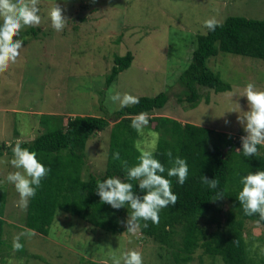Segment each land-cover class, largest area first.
Returning a JSON list of instances; mask_svg holds the SVG:
<instances>
[{
  "label": "rangeland",
  "instance_id": "374dc122",
  "mask_svg": "<svg viewBox=\"0 0 264 264\" xmlns=\"http://www.w3.org/2000/svg\"><path fill=\"white\" fill-rule=\"evenodd\" d=\"M54 2L40 0L42 23L37 26L42 30L38 39L31 40L28 47L26 43L16 63L0 72V141L34 138L45 130L39 122L42 114L68 118L105 115L104 110L111 116L121 108L110 99L115 92L140 98L168 91L166 106L149 117L166 115L245 135L237 117L244 115L248 104L246 97L239 96L249 81L264 89L263 59L228 52L210 57L209 67L231 83L232 89L217 93L200 87L202 98L196 107L178 99L182 91L178 80L192 59L197 36L207 31L206 19L223 22L231 14L264 18V0H57L69 19L62 32H55L47 19ZM128 51L134 55L131 66L106 87L115 55ZM233 109L238 112H226ZM112 125L88 141V171L92 173L100 174L106 167ZM148 125L150 129L145 126L140 131L141 151L155 149L159 138L153 132L154 123L149 120ZM11 157V153L0 156V192H5L7 199L6 244L1 248L4 261L0 264H112L113 254L129 248L143 253L144 264H177L168 251L139 229L134 235L126 232V223L123 234H112L62 211H58L48 234L35 231V235L21 236L23 249L13 251V237L29 228L24 224L27 211L17 206L19 194L4 181L7 173L15 170L7 163ZM209 227L215 228V223ZM247 227L250 238H259L254 243L264 245V227L253 222ZM252 257V264H264V255L253 247ZM179 264L225 263L220 256L211 257L199 249L192 261Z\"/></svg>",
  "mask_w": 264,
  "mask_h": 264
},
{
  "label": "trees",
  "instance_id": "16d2710c",
  "mask_svg": "<svg viewBox=\"0 0 264 264\" xmlns=\"http://www.w3.org/2000/svg\"><path fill=\"white\" fill-rule=\"evenodd\" d=\"M41 28L30 26L22 30L27 47L31 40L38 39ZM220 52L264 60V18L231 14L219 22L214 31L207 29L206 33L199 34L192 59L178 80L182 88L178 97L180 101L186 100L191 107H196L202 98L200 87L214 89L217 93L232 89L231 83L224 81L220 73L208 65V59ZM133 57L131 51L115 55L106 87H110L120 72L131 66ZM169 99L168 91L142 96L138 104L119 108L111 116L104 110L105 115L68 118L64 114H42L39 122L45 130L29 140H20L23 146L37 151L51 169L36 196L30 200L25 226L46 235L58 211H62L79 216L98 229L123 234L128 209H113L102 203L95 192L96 184L109 176L124 175L125 169L120 161L112 159L115 151L120 152L129 166L138 163L142 129L139 132L133 129L131 121L140 112L150 115L164 108ZM101 104L104 108L103 100ZM149 120L154 123L153 132L159 137L155 148L157 158L166 167L172 166L169 161L176 156L186 158L189 176L183 185L176 183L175 177L170 178L173 191L178 194L175 206L169 205L161 211L158 225L148 221L149 226L144 228L141 221L140 232L153 238L177 264L192 261L199 249L211 257L220 256L225 264H252V245L257 237L250 238L251 229L247 224L256 223L259 217L245 216L239 207L235 198L240 188L237 173L244 175L257 168L264 169V150L258 157L244 159L236 153V149L241 147L238 135L193 122L184 123L166 115L151 116ZM112 123L106 167L100 174L92 173L88 171V141ZM145 129H150V125ZM15 143L1 140L0 156L5 152L11 153L7 145ZM169 151L172 157L168 156ZM202 175L219 179V190L225 197L213 201L215 190L202 183ZM6 201L5 192H0V260L3 261L1 248L6 244ZM210 223H215V228L211 229ZM259 225L264 227V222Z\"/></svg>",
  "mask_w": 264,
  "mask_h": 264
},
{
  "label": "clouds",
  "instance_id": "9594fccd",
  "mask_svg": "<svg viewBox=\"0 0 264 264\" xmlns=\"http://www.w3.org/2000/svg\"><path fill=\"white\" fill-rule=\"evenodd\" d=\"M65 10L55 0L53 6L47 12V19L55 32H62L68 25L69 19L64 14ZM42 23L40 0H0V72H4L11 64H15L21 51L25 48V40L21 35L26 27L37 26ZM219 22L214 18L204 21V26L209 31H214ZM15 37V38H14ZM112 91L111 89L109 90ZM246 97L248 110L237 119L243 126L245 135L240 137L241 147L236 153L244 159L258 157L264 150V89H260L253 81L245 85L243 95ZM113 102H119L121 108H127L140 102L138 96L131 93L115 92L110 96ZM238 107L241 106L236 102ZM226 112H238L235 109ZM227 123V121H226ZM149 124V115L145 112L138 113L131 121V127L138 132ZM11 149L12 157L8 164L14 171H9L4 181L12 185L19 194L17 206L26 210L30 200L37 194L42 186V181L49 175L51 169L44 162L37 151L25 147L17 140ZM7 155V152H5ZM168 156L172 157L171 151ZM112 159L120 161L125 169L123 176L114 175L99 180L96 184V194L102 203L110 205L113 209H128L126 220L127 231L135 234L141 226L147 228L148 221L158 225L160 213L169 205L175 206L178 194L173 191L172 177L176 183L183 185L189 176V164L186 158L176 156L170 159L171 167L157 158L155 149L142 150L138 163L129 166L127 160L121 158L119 151L112 153ZM239 177V191L236 200L245 216L258 215L257 224L264 222V169L257 168L255 171H248L247 174ZM133 181L137 183L133 184ZM202 183L210 190H215V200L225 197L222 190H219L220 180L208 178L202 175ZM138 189V190H137ZM131 210V211H129ZM35 235V230H25L13 237V251H20L24 244L21 236ZM238 243V241H237ZM253 249H258L260 255H264V245L258 242L253 243ZM119 251V249L117 248ZM112 264H144V255L136 248H129L113 254Z\"/></svg>",
  "mask_w": 264,
  "mask_h": 264
}]
</instances>
